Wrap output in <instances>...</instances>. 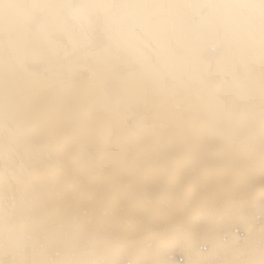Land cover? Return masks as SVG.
<instances>
[{
  "label": "snow or ice",
  "instance_id": "1",
  "mask_svg": "<svg viewBox=\"0 0 264 264\" xmlns=\"http://www.w3.org/2000/svg\"><path fill=\"white\" fill-rule=\"evenodd\" d=\"M50 9L68 11L59 29L62 40L53 41L41 26L35 34L45 45L39 54L18 56L13 42L16 63L5 69L31 77L33 91L65 93L72 103L57 111L30 108L17 98L11 82L5 88L0 204L6 190L18 224L9 233L15 255L0 264H41L15 257L49 251L59 256L63 250H70L71 258L43 264H150L139 259L145 251L188 245L200 235L215 243L219 226L229 217L242 215L250 222L264 216L262 195L258 204L236 201L194 213L178 226L152 234L147 245L144 239L124 244L121 235L132 221L124 210L89 218L58 203L70 174L98 169L115 186L155 166L201 164L208 150L216 167L203 187L258 164L264 190V35L237 55L203 27L206 12L213 9L264 16V0H0V31L11 30L13 11L32 16ZM72 9L79 11L73 14ZM98 12L125 24L126 35L106 30ZM169 28L188 39L179 46L166 42L162 33ZM116 58L125 60L137 78L134 83L97 73V64ZM53 59L78 72L79 81L72 72L43 77L39 65ZM134 201L136 223H149L159 214L161 206L146 191L135 193ZM34 215L56 233L52 247L45 229L25 227ZM256 255L249 264H264V246Z\"/></svg>",
  "mask_w": 264,
  "mask_h": 264
},
{
  "label": "bare ground",
  "instance_id": "2",
  "mask_svg": "<svg viewBox=\"0 0 264 264\" xmlns=\"http://www.w3.org/2000/svg\"><path fill=\"white\" fill-rule=\"evenodd\" d=\"M52 3H62L65 0H51ZM68 11L50 9L36 12L32 16L13 11L9 23L11 30L0 31V104L3 103V93L9 82L12 83L17 98L26 107L57 111L72 103L71 97L65 93L52 94L44 90H32V78L22 72H6L5 65L16 60L13 42H16L15 54L31 58L39 54L45 46L38 42L35 34L41 26H46L49 37L62 40L60 25ZM188 39L180 30L176 31L174 42L179 46ZM38 71L45 78H52L72 72L79 81L80 74L74 69L61 66L56 60L41 63ZM97 73L105 79H119L134 83L136 76L123 58H116L107 64L96 65ZM3 123L0 117V124ZM216 167L211 150H208L203 163L186 165L182 168L155 166L145 169L131 178H123L122 182L113 186L104 178L100 170L87 173L70 174L58 201L61 208L80 215L95 218L105 214L120 213L124 210L129 215L131 227L121 235L124 244L135 243L144 239L147 245L154 233L170 230L189 216L197 212L217 209L231 202H260L264 195L260 182L258 164L254 169L232 177L216 178L207 187L202 186L207 174ZM199 176L201 180L194 177ZM146 191L160 211L149 223L138 224L132 215L136 210L135 193ZM162 202H166L163 204ZM11 208L9 193L5 190L4 200L0 204V259L8 260L14 254L9 233L17 227ZM25 227L29 230L45 229L49 246L56 240V233L41 223L39 215H34ZM217 240L211 242L205 235L196 237L190 244H175L159 249L145 251L142 257L150 264H249L258 258L256 253L264 246V216L257 215L250 222L242 215L229 217L219 226L216 232ZM78 255V253H77ZM70 250H63L57 256L55 251L35 253L30 257L16 255L17 259H30L41 262L53 259L71 258ZM135 261L137 257H130Z\"/></svg>",
  "mask_w": 264,
  "mask_h": 264
},
{
  "label": "clouds",
  "instance_id": "3",
  "mask_svg": "<svg viewBox=\"0 0 264 264\" xmlns=\"http://www.w3.org/2000/svg\"><path fill=\"white\" fill-rule=\"evenodd\" d=\"M113 3L121 2V0H112ZM177 3H188L191 0H175ZM73 14L79 10L72 9ZM178 12L183 14H192L190 9H179ZM101 18L102 26L107 30L111 29L122 36L126 35V25L123 23H113L111 17L104 16L102 12L97 13ZM203 27L210 30L214 35L219 37L225 44L230 53L242 54L247 48L253 46L255 41L264 35V16L259 13H250L239 11L225 10H208L206 12V20ZM177 30L171 28L162 33V39L174 41Z\"/></svg>",
  "mask_w": 264,
  "mask_h": 264
}]
</instances>
